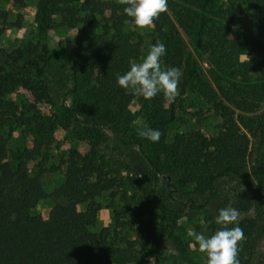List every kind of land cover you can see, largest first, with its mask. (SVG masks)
Instances as JSON below:
<instances>
[{
	"label": "trees",
	"instance_id": "obj_1",
	"mask_svg": "<svg viewBox=\"0 0 264 264\" xmlns=\"http://www.w3.org/2000/svg\"><path fill=\"white\" fill-rule=\"evenodd\" d=\"M238 2L245 5L248 20L243 29L233 0H225L224 5L219 0H168V11L150 28V48L158 41L166 46L162 69L183 66L180 94L197 93L219 117V131L209 137L187 131L176 133L165 144L164 131L174 114L171 106L165 109L159 104L144 106L141 112L145 126L161 132L158 142L139 136L140 130L131 127L127 105L135 96L126 93L117 80L139 56L140 37L128 29V23H134L119 0H36L37 41L9 55L11 64L21 71V85L28 89L33 77L52 78L55 59L61 61L57 72L69 64L71 105L54 102L55 116L77 123L83 136L95 144L110 140L114 161L130 174L129 182L142 187L164 178L166 190L158 205L151 264L163 261L161 240L168 242L182 264H205L187 250L176 233L177 221L187 207L194 213L204 212L205 224L219 230L215 218L229 206L228 198L213 189L220 177L256 179L252 194L234 189L237 200L233 206L264 213V0ZM54 15L60 24H76L71 48H47L46 30ZM180 31L197 54L206 55L207 69L193 57L182 58ZM4 73L9 71L0 66V74ZM251 150L254 156L247 170ZM37 152V148L22 149L13 167L0 144V264H82L99 256L103 264H147L137 258L134 241L119 246L105 236L106 229L90 230L98 209L96 198L117 180L96 149L81 154L78 163L66 168L48 192L26 166ZM188 186L206 197L196 202L184 191ZM171 193L184 196V201L170 200ZM41 199L51 205L40 226H35L30 210ZM80 204L82 210L77 209ZM147 208L146 196L132 219L115 214V227H132ZM239 227L245 239L238 259L239 264H246L245 242L254 219L241 218Z\"/></svg>",
	"mask_w": 264,
	"mask_h": 264
},
{
	"label": "rangeland",
	"instance_id": "obj_2",
	"mask_svg": "<svg viewBox=\"0 0 264 264\" xmlns=\"http://www.w3.org/2000/svg\"><path fill=\"white\" fill-rule=\"evenodd\" d=\"M225 0H219L224 5ZM236 3L237 15L242 25L248 24L245 15V5ZM127 7V5H123ZM122 5L120 8H124ZM0 10L4 15L0 17V66L6 68L9 73L0 74V144L6 150V159L14 167L15 156L22 149L37 148L38 152L32 160L26 162L28 170L36 175L44 191H50L61 179L66 168L73 167L79 161V156L90 148L97 151L112 168L111 176L117 180L114 186L103 191L97 198L98 209L94 224L90 227L93 232L106 229L105 236L114 240L119 246H124L127 241H134L136 256L147 264L153 262L151 251L155 246V230L158 205L166 188L163 177H159L148 186L139 187L127 180L130 175L114 161L111 148L112 143L106 139L97 144L92 139L83 136L80 126L73 121H62L55 116L53 110L54 102H63L71 105L69 89V64H63L57 72L55 69L61 61L55 59L51 69V75L47 80L43 78H32L31 88L21 85L22 75L20 69L11 64L9 55L13 56L14 49L27 47L37 41V29L34 21L36 0H22L21 3L14 0H6L0 4ZM264 18V12H263ZM53 22L46 30L45 42L49 50H56L59 46L64 49L73 46L76 24H60L58 17H52ZM239 25V26H240ZM128 29L140 37V54L134 62L139 63L146 57L150 50V28L139 29L130 21ZM236 27L234 26L233 29ZM182 58L193 57L203 70L208 68L205 54H197L185 33L180 31ZM19 63V62H18ZM183 70V66H180ZM11 73V74H10ZM182 80V77H181ZM47 83V84H46ZM181 83V81H180ZM180 88V87H179ZM49 90V91H47ZM49 93V96L46 95ZM159 104L165 109L171 106L174 118L166 125L164 131V143L169 144L176 133L187 131H198L202 137L215 135L220 129V119L206 105L204 100L195 92L186 91L177 97L176 101L169 105L162 94H157L154 99L145 100L143 97H133L127 105L131 115L130 125L135 130H142L145 126L141 115L144 106ZM254 151L251 150L247 158V170L250 168ZM250 180L241 181L233 176L218 178L213 189L217 195L228 198L229 206L237 200L234 189H244L252 194L256 185V179L250 176ZM184 191L196 202H201L206 193L197 194L191 192V187H185ZM148 197V208L144 214L138 216L137 222L132 227H115V214L121 219H132L137 207ZM184 201V196L170 194ZM48 199L39 200L30 210L32 222L40 226L46 218L50 208ZM83 205H77L78 210ZM236 209V208H235ZM240 212V219L244 217L254 219V227L250 232L247 245L246 264H264V213L255 209L247 211L237 209ZM185 214L177 221L176 233L184 242L189 253L197 260L206 264L207 258L204 253L199 252L198 246L194 248V242L188 235L190 229L202 232L210 237L214 230L205 224V213L191 212L187 207ZM163 261L160 264H182L174 255L168 242L161 240L160 246ZM82 264H103L102 257L85 260ZM129 264H137L132 262Z\"/></svg>",
	"mask_w": 264,
	"mask_h": 264
},
{
	"label": "clouds",
	"instance_id": "obj_3",
	"mask_svg": "<svg viewBox=\"0 0 264 264\" xmlns=\"http://www.w3.org/2000/svg\"><path fill=\"white\" fill-rule=\"evenodd\" d=\"M125 14L132 18L139 29L153 28L154 22L161 14L168 11V0H119ZM166 54V46L157 42L151 46L142 62H133L130 70L119 76L117 83L126 93L154 99L162 94L169 105L180 96L179 84L182 70L177 67L162 69L161 58ZM139 136L153 143L159 141L161 132L145 126L139 131ZM240 212L233 207L219 210L215 223L219 230L210 237L202 232L190 229L188 235L194 242V248L206 255V264H239V251L244 241V231L239 227ZM230 225H234L229 227Z\"/></svg>",
	"mask_w": 264,
	"mask_h": 264
}]
</instances>
